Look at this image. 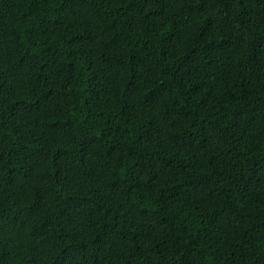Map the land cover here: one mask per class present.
I'll use <instances>...</instances> for the list:
<instances>
[{
	"label": "trees",
	"instance_id": "obj_1",
	"mask_svg": "<svg viewBox=\"0 0 264 264\" xmlns=\"http://www.w3.org/2000/svg\"><path fill=\"white\" fill-rule=\"evenodd\" d=\"M0 264H264V0H0Z\"/></svg>",
	"mask_w": 264,
	"mask_h": 264
}]
</instances>
